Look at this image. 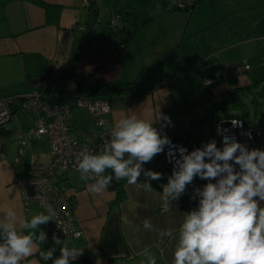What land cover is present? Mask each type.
Wrapping results in <instances>:
<instances>
[{
  "label": "crops",
  "instance_id": "obj_1",
  "mask_svg": "<svg viewBox=\"0 0 264 264\" xmlns=\"http://www.w3.org/2000/svg\"><path fill=\"white\" fill-rule=\"evenodd\" d=\"M40 1L58 7L55 23H47L44 9L33 2L0 0V99L8 98L16 107L11 120L0 126V225L35 233L33 255L20 264H52L42 261L40 253L55 247V259L63 245L83 253L76 264H149L152 256L157 264H173L190 199L184 191L167 210L162 207V188L170 177L163 151L143 165L144 170L163 173L162 179L150 181L152 188L145 190L141 182L148 178L142 171L137 185H123L125 198L119 205L114 204L115 192L89 191L94 180H83L76 172L65 176L81 240L41 243L36 239L40 225L23 227L40 212L35 204L25 210L18 182L31 170L50 164V148L45 137L35 135L37 115L23 110L21 99L33 91L49 99L79 96L82 84L94 79L133 86L102 99L110 105L105 118L114 128L125 115L154 121L156 112L171 122L194 123L186 118L192 110L188 89L181 86L179 93L174 87L189 76L206 88L211 120L216 115L225 123L240 113L213 110L211 103L229 100L232 91L235 99L246 103V96H256L264 88V0H202L188 10H176L178 0H97L93 8L88 0ZM106 14L110 17L104 27ZM115 18L117 27L112 28ZM122 34L132 39L119 51L116 40ZM237 65H248L249 70L225 75ZM204 79L212 83L205 86ZM69 116L73 136L95 137L93 118L85 110L72 107ZM159 123L165 124L155 121L154 127ZM145 219L154 230L143 228ZM163 229H171L173 235L159 239L157 233Z\"/></svg>",
  "mask_w": 264,
  "mask_h": 264
},
{
  "label": "clouds",
  "instance_id": "obj_2",
  "mask_svg": "<svg viewBox=\"0 0 264 264\" xmlns=\"http://www.w3.org/2000/svg\"><path fill=\"white\" fill-rule=\"evenodd\" d=\"M154 117L153 121L134 114L125 115L110 133L103 152L81 153L77 170L81 179L94 180L89 191L100 194L123 179L129 185H137L142 171L148 178L143 183L145 190L152 188L150 181L162 179L163 173L143 169V165L151 162L169 143L167 136H162L154 127V122L164 121L168 125L170 118L159 112ZM222 140V149L215 140L190 153L181 149L172 175L162 188V207L167 210L195 177L208 181L196 189L200 197L198 209L184 215L173 264H264V206H261L264 202V150H249L234 137L223 136ZM108 170L111 172L106 174ZM54 216L53 210L49 215H36L23 227L36 229ZM142 223L145 230H154L149 219ZM34 235L18 233L12 224L0 225V264H20L32 256ZM157 235L163 240L173 233L171 229H163ZM36 239L45 242L46 233L40 232ZM53 240L55 245H61L57 237ZM54 252L55 247L41 252V259L52 260V264H70V260L83 254L67 245L60 247V256L55 259ZM149 264H157L154 256L149 258Z\"/></svg>",
  "mask_w": 264,
  "mask_h": 264
},
{
  "label": "built area",
  "instance_id": "obj_3",
  "mask_svg": "<svg viewBox=\"0 0 264 264\" xmlns=\"http://www.w3.org/2000/svg\"><path fill=\"white\" fill-rule=\"evenodd\" d=\"M88 1L96 2L97 0ZM189 6L190 3L186 1L178 0L174 3V7L178 10H184ZM117 22L116 18L113 19L110 26L117 27ZM248 70V65H237L224 73L225 75L226 73L240 75ZM211 83L212 80L204 79L205 86ZM14 105V102L8 98L0 99V126L11 120L10 117L16 108ZM19 106L37 115L34 133L38 137H45L50 148L48 152L50 164L44 169L31 170L27 177L18 182L21 203L25 210L29 204H35L39 214L49 215L51 210L55 212L53 220L40 225V232L46 233L47 240L55 236L70 241H79L82 239V232L73 216L74 202L70 199L71 194L65 176L70 172H76L81 176L77 170V160L81 153L85 151L94 154L103 152L106 143L110 140V133L115 130L105 118L110 112V105L106 100L84 97L49 99L38 91H33L21 99ZM72 107L83 109L92 116L96 132L94 138L90 139L84 134L73 136L70 133L69 115ZM233 121L236 123L234 124ZM210 122L218 148L222 149L224 146L223 136H229L245 144L249 150H264V129L261 127L248 125L239 118H232L223 123L217 116H214ZM155 127L160 130L162 136L166 135L169 140V143L163 147V161L169 168L170 176L181 149H187L190 153L197 148H203L199 145L201 132L198 124L174 121L168 125L159 123ZM206 183L208 181L201 180L197 176L186 186L185 192L190 199L189 211L198 209L200 197L196 189L202 188ZM261 206H264V202H261ZM76 260H70V264H76Z\"/></svg>",
  "mask_w": 264,
  "mask_h": 264
},
{
  "label": "trees",
  "instance_id": "obj_4",
  "mask_svg": "<svg viewBox=\"0 0 264 264\" xmlns=\"http://www.w3.org/2000/svg\"><path fill=\"white\" fill-rule=\"evenodd\" d=\"M28 1L33 2L36 5L44 9L45 14H46L45 20L47 21V23L56 22L55 18L57 16L58 7L47 5L41 2L40 0H28ZM187 2L190 3V6L184 10H188V9H192L196 7L199 3L202 2V0H187ZM94 3L95 2L90 3L89 5L90 8L94 7L93 5ZM93 12L95 13V11ZM130 39H132V35L128 34L127 36V35L122 34V36H120L119 39L116 40L119 51L125 50ZM130 88H133V86L129 87V85H122V84L117 85L115 83L101 82V81H97L94 79H89L82 84V88L80 90L79 96H74V97L71 96L69 98L84 97V98H91L93 100L94 99H106V98L114 97V95L122 91H126ZM234 94H236V92L234 91L230 92V95L228 96L229 100H226V101L222 100L218 103H211L210 108H214L213 110H216V111L236 110L240 114L231 115L230 118L231 119L239 118L240 120L242 119V121H244L246 124L249 125L250 123L248 122V111L246 109L247 105L246 103L242 101V99L240 98L235 99L233 96ZM256 94H257L256 96H258L259 98H264V88H261L259 92L258 91L256 92ZM256 102L258 103V101ZM213 113H216V112L214 111ZM253 125L260 127V125L256 121H254ZM110 172L111 170H108L106 174H109ZM126 183H127V180L123 179L119 183L114 182L112 186L108 188V190L115 192L116 194V198H115L116 201L114 203L115 205H119L122 202V200H124L123 198H125V194L123 190V185H125ZM141 183L143 184L145 182H141ZM70 199H72V201L74 200L73 195H71ZM73 202L75 204V201ZM112 264H119V263L118 261H112Z\"/></svg>",
  "mask_w": 264,
  "mask_h": 264
},
{
  "label": "rangeland",
  "instance_id": "obj_5",
  "mask_svg": "<svg viewBox=\"0 0 264 264\" xmlns=\"http://www.w3.org/2000/svg\"><path fill=\"white\" fill-rule=\"evenodd\" d=\"M109 17L110 16L108 14L103 16V20L101 21V23L104 27L106 26V19H108ZM181 64H184L186 66L185 63ZM181 86L186 87V89H188L190 93V96H188V98L190 99L189 102L192 106V110H187L188 115L186 116V118L187 120L193 121L194 123L197 122L196 124L199 123L198 125L202 124V126H200V135H202V137L199 139V142H201V147H204V145L212 141L213 138L214 140L216 139L215 133H213L212 131L211 122H209L211 121L212 116L209 110H207V96L205 94L206 88H204L202 85L199 86L192 83V80H190L189 76L185 77L182 81H178V83H176V85L174 86L176 88L179 87V93H181ZM244 100L246 101L247 105L246 109L248 111V121L252 123L256 121L260 125V127L264 129V98H259L258 96H246ZM256 101H258V103ZM22 109L25 110L24 108Z\"/></svg>",
  "mask_w": 264,
  "mask_h": 264
}]
</instances>
